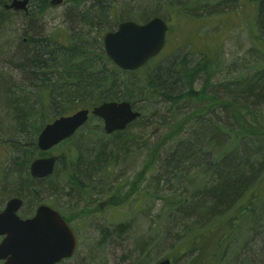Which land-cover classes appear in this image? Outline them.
I'll use <instances>...</instances> for the list:
<instances>
[{
	"label": "trees",
	"instance_id": "trees-1",
	"mask_svg": "<svg viewBox=\"0 0 264 264\" xmlns=\"http://www.w3.org/2000/svg\"><path fill=\"white\" fill-rule=\"evenodd\" d=\"M9 1L0 0V25L5 23L9 12H12L4 8V4ZM31 1L32 9H28V14L23 12L29 18H40L50 6L48 0ZM64 1L76 8L81 6L85 8L86 4H89L90 8L84 9V12L80 11L77 15L80 28L76 31L71 30L68 34L55 29L47 37L50 43L32 37L27 43L21 44L16 52L17 57L7 63L8 66L27 73L28 79L33 81L32 88L34 87L37 93L36 103L32 107L28 106L26 96L18 97L8 86H2L0 83V90L9 95L8 98L4 96V104L14 117L13 120L19 125H29L33 120L30 123L32 137L30 135L25 144L15 145L21 153L12 159L11 166L5 173L3 170L4 198L12 194L25 200L32 199L31 202L35 203L41 197V190L45 192L48 190L51 196L68 195L71 192L82 195L91 190L93 196L102 194L100 191L94 192L91 183L81 179L82 174L85 176L83 178L97 174L105 160L102 159V155L106 144H99V150L92 152L95 143L89 138L90 134L86 136L83 145H69L65 153H62L65 156H57L56 164L64 163L63 178L66 180H62L69 185V191L64 190L66 185L60 183L61 179L55 180L56 164L53 173L45 178L36 179L30 176V162L38 154H42L36 147L35 136L42 125L58 116L69 115L80 108L93 107L103 101L124 100L131 103L133 108L139 101L148 103L161 101L175 107L183 100L198 103V107L192 110L188 117L183 116L174 123L181 124L183 129L169 128L150 147L142 166L151 170L157 162L160 150L166 149V145L179 136L188 124L195 121V133L177 139L173 147L168 146L163 157L164 167L176 172L185 169L187 167L185 164L203 166L211 179L204 183L198 182L190 199L169 198L164 204L168 205L171 215L176 219L181 218L180 222L193 217V222L186 224L191 232L190 236L181 244L185 253H192L193 259L187 264H217L227 253L229 243L237 239L236 234L239 236L243 234L244 227L253 224H258L259 227L264 225V211L258 209L256 203L259 195L255 200L257 190H252L254 184L260 186L264 180V128L253 127L246 119V113L254 115L255 109L264 105V63L260 62L250 76L214 84L212 76L218 70V63L215 52H211L209 47L199 51V58L195 61L187 58V55L178 58L166 55L159 58L158 54L140 69L124 71L106 56L102 47V32L96 28L97 20L105 23L111 14L115 16L112 18L113 22L122 20V17H116L118 0ZM142 1V6H150V9H140V12L133 14L127 13V19L145 22L150 17L159 15L161 5L174 8L186 18L196 19L198 10H203L206 14L225 11L234 0ZM249 1L252 2L255 13L253 41L257 51L264 55V0ZM84 25H91V29H85ZM170 29L168 25L169 32ZM90 32L93 34L88 37ZM201 77L200 86L195 88L197 80ZM211 87H217L219 90L216 92ZM18 89L20 90V87ZM223 93L227 99H221ZM217 102H220L218 106L215 105ZM226 107L230 111L229 124H234L237 132L231 133L227 129V134L232 136L228 135L229 142L224 149L223 127L215 120L214 114L217 109ZM48 110L50 117L46 113ZM139 111L140 116L128 124L127 129L145 117L144 112L141 109ZM181 129L182 132L177 133ZM103 132H100V136L104 138ZM122 133L123 131H115L111 135L121 136ZM74 137L75 133L57 145L65 144ZM83 168L85 170H82ZM90 179L93 181L92 177ZM115 191V195L118 194L120 197V191L118 189ZM115 191L110 194L111 199L113 197L114 200H121L122 198H116ZM110 200L108 198L101 202V205L108 204ZM98 207L99 205L85 206L73 215L61 216L69 223L74 215L77 218L92 214L99 210ZM188 212H191L192 216ZM126 229L127 225L124 223L114 228H104L101 230L102 241ZM205 231L209 232L205 234ZM205 235L216 239V254L207 250L209 238L204 239ZM196 239L201 242L193 244V240ZM188 241L190 244L184 246L183 244ZM169 259L175 260V255H171ZM131 264H150L146 244L136 249Z\"/></svg>",
	"mask_w": 264,
	"mask_h": 264
},
{
	"label": "rangeland",
	"instance_id": "rangeland-1",
	"mask_svg": "<svg viewBox=\"0 0 264 264\" xmlns=\"http://www.w3.org/2000/svg\"><path fill=\"white\" fill-rule=\"evenodd\" d=\"M32 3L31 1L28 6L29 10L33 7ZM117 3L116 17H122V20L118 19V22H113L112 18L115 16L112 14H109L105 23L96 19L98 21L96 28L102 32V36L105 32L116 30L120 21L127 20V13L133 14L140 12V9H150V6H142V0H118ZM163 6L161 5L159 8L158 16L164 19L171 29L166 35V42L158 55L159 58L166 55L167 57L175 56V58L187 55V58L195 61L199 58V51L210 47L211 52H215L216 63H218V70L212 76L214 84L250 76L260 62L264 63V55L257 51L253 41L255 13L251 1L234 0L229 4L230 8L227 10H220L221 12L212 14L198 10L196 19L186 18L176 12L174 8ZM86 8H90L89 4H86L85 8L84 6L76 8L64 1L59 5L49 6L38 19L29 18L23 12H9L5 23L0 25V83L2 86H8L18 97L26 96L28 106L32 107L36 103L37 94L35 88H32L33 81L28 79L27 73L8 66V61L15 59L21 44L27 43L32 37H38L46 43H50L47 37L55 29L63 30L67 34L71 30H78L80 25L77 15L80 11L84 12ZM131 20L143 23L136 19ZM84 28L90 30L91 25H84ZM92 34L93 32H90L88 37H91ZM201 80L202 77L197 80L195 88L200 86ZM211 89L216 92L219 90L217 87H211ZM4 96L8 98L9 95L1 91L0 211L6 200L14 196L10 194V197L4 198V173L11 166L12 159L21 153L15 145L17 143L25 144L30 135L31 137L33 135L30 126L33 120L29 125H19L17 121H14V117L10 115L4 104ZM221 97V99H227L224 93ZM219 103L217 102L215 105L218 106ZM135 106L138 111L141 109L144 112L145 117L130 128L126 127L122 130L121 136L105 134L104 138L101 137L102 121L97 117L90 116L87 122L75 132V137L71 141L56 145L46 152L40 151L42 154L35 157L50 154L65 156L62 153H65L69 145H83L88 134L95 143L92 146V152L99 150V144H106L102 155V159L105 160H103L98 173L87 178H83L85 176L82 174L81 177L85 182L91 183L94 192L100 191L103 195L93 196L91 190V192L82 195L71 192L68 195L51 196L48 190L46 192L41 190V197L35 203L31 202L32 199L25 200L19 197L23 201L17 212L21 218L32 216L36 206L40 204H47L62 215H73L82 207L99 205V210H95L92 214H85L77 218L74 215L69 220L68 224L77 238V247L72 257L64 259L58 264H131L136 249L143 244L147 245L150 264L166 257L170 258L171 255H175V260L170 259L172 264H187L193 259L192 253H185L184 247L181 246L183 240L190 236L191 232L187 229L186 224L193 222V217L180 222L181 218L179 220L171 215L168 205L166 206L164 203L169 198L190 199L191 193L198 186L197 183L209 181L211 177L204 171L203 166L197 167L195 164H185L187 166L185 169L172 171L164 167L163 157L168 146L173 147L174 141L196 132L195 121L188 124L183 132V126L181 124L174 125V123L181 120L183 116L188 117L190 112L198 107V103L183 100L175 107L161 101L154 103L139 101ZM91 107L88 108L91 109ZM46 113L48 117L51 116L49 110ZM214 117L223 127V146L226 149L229 142L228 135L232 136L227 134V129L231 133L237 132L236 126L229 124V108L217 109ZM246 119H248L249 125L264 128V105L255 109L254 115L246 113ZM178 127L182 129L177 133L180 131L182 133L180 132L179 136L166 145V149L160 150L153 168L149 170L142 166L150 147L169 128L176 130ZM55 168L57 173L55 180L61 179L60 183L66 185L64 190L69 191V185L62 180L64 179V163L56 164ZM91 177L93 181L90 179ZM252 187V190H257L255 200L259 195L256 202L257 208L264 211V180L260 186L254 184ZM117 189L120 191V197L118 194L115 195ZM113 191H115L116 198L122 199L114 200L113 197L111 199L110 194ZM108 198L111 199L109 203L101 205V202H105ZM29 211L31 212L27 214ZM188 214L192 216L191 212ZM123 223L127 225L126 230L121 231L120 234H113L102 241V229L114 228ZM208 232L205 231V234ZM242 233L241 236L236 234L237 239H233L229 243L227 253L217 264H264V225L259 227L258 224H253V226L244 227ZM205 238H209V236L205 235ZM200 242L199 239L193 240V244ZM189 244L188 241L183 245L188 246ZM207 250L216 254V239H208Z\"/></svg>",
	"mask_w": 264,
	"mask_h": 264
},
{
	"label": "water",
	"instance_id": "water-1",
	"mask_svg": "<svg viewBox=\"0 0 264 264\" xmlns=\"http://www.w3.org/2000/svg\"><path fill=\"white\" fill-rule=\"evenodd\" d=\"M30 0H11L6 9L27 12ZM63 0H50L56 6ZM168 24L160 16L150 17L143 23L131 19L120 21L114 31L102 36L106 56L119 69L134 71L143 67L163 49ZM89 115L102 121L105 134L124 130L140 116V111L128 101H103L91 109L80 108L69 115H61L46 123L36 137V147L46 152L73 135L88 120ZM56 155L34 158L29 174L36 179L53 173ZM22 199L12 196L0 211L1 264H57L70 258L77 246V238L60 213L47 204L36 206L34 214L21 218L17 214ZM154 264H172L166 257Z\"/></svg>",
	"mask_w": 264,
	"mask_h": 264
},
{
	"label": "flooded vegetation",
	"instance_id": "flooded-vegetation-1",
	"mask_svg": "<svg viewBox=\"0 0 264 264\" xmlns=\"http://www.w3.org/2000/svg\"><path fill=\"white\" fill-rule=\"evenodd\" d=\"M10 1H11V0H10ZM10 1H9V2H10ZM9 2H7V3H9ZM7 3H5V4H7ZM5 4H4V5H5ZM29 4H30V2H29ZM29 4H28V6H29ZM4 8H5V7H4ZM8 10H11V9H8ZM11 11H12V12H15V13L24 12V11H15V10H11ZM24 13L28 14V10H27V12H24ZM45 156H46V155H45ZM8 199H9V198H8ZM22 202H23V201H22ZM63 219H64V218H63ZM64 220H65V219H64ZM2 238H3V236H0V241L2 240ZM62 260H64V259H62ZM62 260H61V261H62ZM61 261H60V262H61ZM60 262H58V263H60ZM1 263H2V261L0 260V264H1ZM58 263H57V264H58Z\"/></svg>",
	"mask_w": 264,
	"mask_h": 264
}]
</instances>
